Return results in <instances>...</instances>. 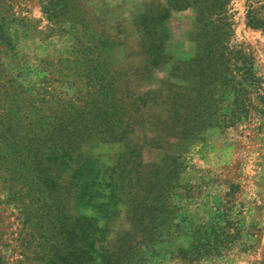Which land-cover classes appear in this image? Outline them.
Here are the masks:
<instances>
[{"label": "rangeland", "instance_id": "rangeland-1", "mask_svg": "<svg viewBox=\"0 0 264 264\" xmlns=\"http://www.w3.org/2000/svg\"><path fill=\"white\" fill-rule=\"evenodd\" d=\"M250 12L264 0H0V261L94 264L85 231L112 264H264V114L208 127L178 180L164 123L188 65L245 54L264 81Z\"/></svg>", "mask_w": 264, "mask_h": 264}, {"label": "trees", "instance_id": "trees-1", "mask_svg": "<svg viewBox=\"0 0 264 264\" xmlns=\"http://www.w3.org/2000/svg\"><path fill=\"white\" fill-rule=\"evenodd\" d=\"M249 25L254 28L264 29V19H258L251 12L248 15ZM159 64L158 56H152L147 59L146 67ZM190 69L184 70L181 76L185 84L176 85L178 90H171L166 111L164 123L172 133L180 140L179 151L173 154L172 165L170 166L169 175H174L178 180L179 174L185 167L183 150L195 139H198L208 127L218 126L223 129L235 126L237 123L247 119L252 109H259L264 114V108H257L252 94L256 93L258 102L264 107V81L254 71L252 60L245 54L231 56L228 59L211 60L207 63L203 60L198 61L196 67L188 65ZM231 95L232 99L227 101V96ZM147 99H144V103ZM104 107L96 109L95 121L97 128L104 131L113 130L111 117L108 116ZM77 120V119H76ZM77 122V123H76ZM80 123L83 126L78 131L85 129L86 122L67 121L61 124L59 131L68 133L71 137V128L77 127ZM75 125V126H74ZM83 243L81 245V254L83 259L91 261L93 254L96 252L99 262L94 264H112L111 256L108 251L98 252L93 246V237L88 238V233L84 231ZM200 245L193 246L191 254H196ZM189 252L186 251L185 254ZM0 264L4 262L0 261Z\"/></svg>", "mask_w": 264, "mask_h": 264}]
</instances>
